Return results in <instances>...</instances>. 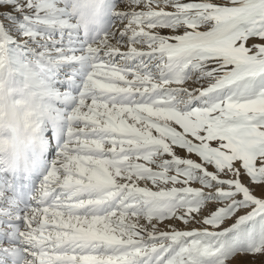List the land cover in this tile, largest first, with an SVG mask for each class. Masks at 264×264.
Listing matches in <instances>:
<instances>
[{"label":"snow or ice","instance_id":"snow-or-ice-1","mask_svg":"<svg viewBox=\"0 0 264 264\" xmlns=\"http://www.w3.org/2000/svg\"><path fill=\"white\" fill-rule=\"evenodd\" d=\"M0 264H264V0H0Z\"/></svg>","mask_w":264,"mask_h":264},{"label":"clouds","instance_id":"clouds-1","mask_svg":"<svg viewBox=\"0 0 264 264\" xmlns=\"http://www.w3.org/2000/svg\"><path fill=\"white\" fill-rule=\"evenodd\" d=\"M30 134L23 121L18 119L11 109H6V114L0 121V164L5 167L9 164L23 167L26 160L30 161Z\"/></svg>","mask_w":264,"mask_h":264}]
</instances>
